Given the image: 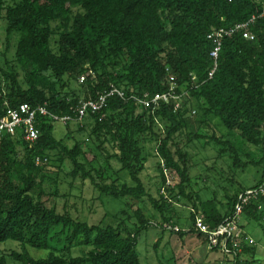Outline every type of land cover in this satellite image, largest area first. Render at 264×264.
Here are the masks:
<instances>
[{
	"label": "trees",
	"instance_id": "1",
	"mask_svg": "<svg viewBox=\"0 0 264 264\" xmlns=\"http://www.w3.org/2000/svg\"><path fill=\"white\" fill-rule=\"evenodd\" d=\"M245 22L253 37L245 38L244 29L223 34L216 69L208 77L214 65L209 34ZM0 28V115L27 103L69 117L61 122V137L54 135L57 121L41 114L34 118L38 136L32 142L21 126L13 134L0 132V243L12 240L21 247H0V264H140L137 241L143 230H159L154 250L165 231L180 238L196 234L207 244V233L194 226L195 215L202 214L214 229L233 217L237 203L242 231L226 239L231 252L220 247L222 236L207 248L231 264L259 261L256 242L239 221L242 215L255 220L264 233V200L257 195L242 203L238 196L258 187L264 171V0H0ZM172 81L180 95L177 108L171 100L148 107L138 102L169 90ZM110 84L123 96L113 93L101 109L87 108L79 117L80 104L95 100ZM73 129L93 137L101 166L93 165L95 155L88 158L85 141L77 140ZM194 141L213 145L214 159L227 156L234 169L258 162L259 179L232 191L222 186L220 199H201L191 189L193 164L186 149ZM148 142L155 143L152 152ZM150 156L156 158L155 195L142 179ZM49 171L57 178L54 190L45 192ZM61 174L87 181L99 196L121 200L116 222L88 223L74 215L69 194L59 192ZM226 181L232 185L235 179L230 175ZM46 195L65 203L60 209L48 206ZM181 197L191 203L186 228L173 204ZM166 223L179 230L166 229ZM26 246L47 255L34 258ZM168 259L173 260L159 264H176Z\"/></svg>",
	"mask_w": 264,
	"mask_h": 264
},
{
	"label": "rangeland",
	"instance_id": "2",
	"mask_svg": "<svg viewBox=\"0 0 264 264\" xmlns=\"http://www.w3.org/2000/svg\"><path fill=\"white\" fill-rule=\"evenodd\" d=\"M13 44L14 43H12V46L6 53L8 59L12 58L14 50ZM3 50L4 33L2 28H0V52ZM212 120L216 123L220 133H227V129L221 126L216 119ZM196 127V123H193L192 128L195 129ZM74 130L75 129H73V133L76 139L85 141L84 149L87 151L88 158L90 159L95 155L93 165L95 167L101 166L103 164V158L94 146L93 137H88L87 131L77 132ZM54 135L56 137L64 135V126L61 122L57 121L54 123ZM65 143L71 145L73 139H65ZM154 146V142H148L146 145L150 152L154 150ZM246 146L248 150L253 151L255 149L248 144H246ZM186 149L190 152V162L191 165L193 164L190 169V177L191 181H193L191 189H193L195 193H198L201 199L210 197L220 199L223 195L222 186H226L231 191L235 190L239 183L244 187H250L254 185L260 177L261 165L258 162L250 164L245 169H234L231 167L230 159H228L227 156H223L216 160L214 159L215 148L211 144L203 145L201 141H194V143L186 147ZM258 155V151L256 150L254 157L257 158ZM242 158L246 159L243 155ZM155 161L156 158L150 156L146 162V168L142 173V179L147 186L151 187V193L153 195L156 194L154 181L157 179ZM113 165L116 168L118 167L116 162H113ZM210 166L213 167L207 168ZM53 168H50V170L53 171ZM68 168H70L68 162L64 163L65 171ZM229 168H231V170H229ZM51 171L48 172L47 180L43 183L45 192H52L54 190L55 185L52 182V178H55L56 174ZM230 175L235 179L232 185L228 184L229 182L226 181V178ZM58 182L59 192L69 194L68 199H66L67 205L70 206L74 215H77L81 220L88 223L102 222L103 224H114L116 222L114 214H116L115 212L118 211L121 206L123 207L121 200L105 195L99 196L87 181L82 182L79 179L71 181V179H68L64 174L58 176ZM192 198L196 200L194 195ZM43 200L46 205L53 206L56 204L59 209L65 203L64 198H56L53 195H46L43 197ZM173 204L178 217L181 218L183 223L185 222L183 226L186 228L187 220L185 219H187L189 215V207H191L190 201L181 197L178 202L174 201ZM146 207L148 211H152L147 202ZM239 222L244 224V231L256 242V255L259 261H256L254 264H264V233L260 224L255 220L246 219L244 215L240 217ZM158 232L159 230L156 227L151 226L140 233L137 241L140 264H159L160 260L165 263L170 256H172L173 260L168 259L167 262L175 261L176 264H220V260L223 264H231L230 262L222 261L223 255L220 251H210L207 248L206 242L202 241V238L196 234H188L180 238L175 233L165 231L158 242L156 250H154L152 244L157 238ZM0 247L5 250H21L18 242L12 240H6L0 243ZM26 249L34 258L47 255V251L43 249H35L29 246H26ZM76 253L79 252L74 250V254Z\"/></svg>",
	"mask_w": 264,
	"mask_h": 264
},
{
	"label": "built area",
	"instance_id": "3",
	"mask_svg": "<svg viewBox=\"0 0 264 264\" xmlns=\"http://www.w3.org/2000/svg\"><path fill=\"white\" fill-rule=\"evenodd\" d=\"M254 18V17H252ZM247 26V22L245 23H238L234 26L224 30L219 29L216 31H213L209 34V37L212 39L213 47L210 51V56L213 59V67L208 72V77H212L215 69H216V58L218 56V51L221 47V36L224 35H230L236 30L244 29L242 35L245 38H252L253 35L251 32L247 31L245 28ZM84 79V75H81L79 77V81L82 82ZM175 82H170L169 90L164 92H158L155 93L153 96L148 97L144 95L141 99H138V102L142 104L144 107H148L150 105H158L160 101L162 102H168L173 101L175 108L179 106V97L180 95L176 93L175 91ZM116 93L119 96H123V93L116 88L113 84H110V88L108 91H104L101 93H98L97 98L95 100L89 99L80 104L78 107L79 117H81L84 114V111L87 108H91L92 110H98L101 109L105 105L106 98ZM37 114L41 115H48L52 119L65 123L69 117L68 116H58L55 114H52L48 112V110L42 106H36L31 107L27 103H21L15 108L7 107L5 110V113L3 115H0V132H7L10 134H13L17 127L21 126L24 131V139L27 141L32 142L35 140L38 136V130L34 126V118ZM257 195H261L264 200V171H263V177H262V183L254 188V189H248L244 193H241L238 197L241 199V202H246L249 198L256 197ZM242 205L241 203H237L234 208V215L233 217L227 218L224 222L218 224L214 229L208 228V226L203 222L202 214L197 213L194 217V226L196 229H198L201 232H205L208 235V241L207 245L211 247L212 245H216L218 242V236H222L221 238V248L225 252H229L230 248L226 246V239L234 234V236H239L241 233V229L238 226V220H239V214L241 212ZM163 227L166 229H171L174 231L179 230V227L174 225L171 226L169 224H163ZM249 243H252V239H249ZM231 252V251H230Z\"/></svg>",
	"mask_w": 264,
	"mask_h": 264
}]
</instances>
